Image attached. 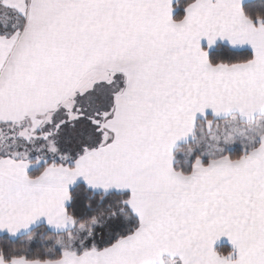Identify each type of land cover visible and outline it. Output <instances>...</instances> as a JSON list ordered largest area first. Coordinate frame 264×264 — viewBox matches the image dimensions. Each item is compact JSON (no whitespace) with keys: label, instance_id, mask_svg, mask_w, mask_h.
I'll return each instance as SVG.
<instances>
[{"label":"crops","instance_id":"0c3cea01","mask_svg":"<svg viewBox=\"0 0 264 264\" xmlns=\"http://www.w3.org/2000/svg\"><path fill=\"white\" fill-rule=\"evenodd\" d=\"M179 1L0 0L11 32L0 35V126L52 117L92 91L79 93L86 83L115 90L101 145L72 167L30 179L39 162L0 158V237L41 226L70 234L78 185L126 194L136 221L132 235L103 251L0 264H264V22L244 14L259 0H195L176 22ZM217 46L248 51L252 61L213 67ZM207 117L241 120L254 140L241 159L222 154L184 176L174 153ZM221 246L233 260L216 253Z\"/></svg>","mask_w":264,"mask_h":264},{"label":"trees","instance_id":"16d2710c","mask_svg":"<svg viewBox=\"0 0 264 264\" xmlns=\"http://www.w3.org/2000/svg\"><path fill=\"white\" fill-rule=\"evenodd\" d=\"M194 1L180 0L177 2L173 7L174 21L180 22L184 17L185 10ZM244 14L250 21L264 22V0L246 4L244 6ZM4 31L6 30H0V35L10 37L11 32ZM208 61L213 67H230L251 62L252 55L248 51H233L225 46H217L209 52ZM112 95L110 86L100 85L85 94V96L77 97L75 103L81 117L75 122L65 123L52 140L64 161L59 160V157L48 159L45 164L39 165V167L30 171L28 175L30 179L37 178L47 167L52 165L72 167V164L83 155L85 150H94L101 145V134L92 121L97 120V117L101 114L110 113L113 102ZM212 121L217 122L220 120H213L207 117L198 121L194 139L178 148L174 153V168L178 173L189 176L198 162L200 165L205 166L210 161L208 158L202 159L200 157L195 141L199 139L200 129L205 128L206 122ZM75 131L79 135H73ZM90 133L94 135L92 143L87 139ZM244 155L240 149L235 148L225 151L222 157L230 161H237ZM117 203L124 208V211L131 219L130 229L125 231L122 222H114L108 226L101 227L94 231L92 236L82 246H76L74 254L80 255L90 251H103L112 247L119 240L134 233L136 221L128 208L126 194L94 193L88 191L82 185H78L70 191V203L67 208V214L74 221L76 228L80 226L88 227L99 221L107 213L111 212L113 205ZM68 235L69 233L54 234L41 226L19 238L2 236L0 237V259L5 263H10L14 260L39 263L59 261L65 253H70L66 247ZM216 253L231 260L235 257L234 253L225 246L219 247Z\"/></svg>","mask_w":264,"mask_h":264},{"label":"rangeland","instance_id":"374dc122","mask_svg":"<svg viewBox=\"0 0 264 264\" xmlns=\"http://www.w3.org/2000/svg\"><path fill=\"white\" fill-rule=\"evenodd\" d=\"M7 15V12L0 9V30H6L4 32L9 31L7 28L10 27L7 25L8 19L7 21L5 20ZM119 83L120 80L117 78L114 87H118ZM93 85L91 82L86 83L83 86L84 88L79 89V93L98 87V85ZM114 92L115 90H112V93ZM82 94L74 95V98L67 105L68 107L65 106L64 109L57 111L52 117L22 125L0 126V158L11 157L26 159L28 161L36 160L40 165L45 164L48 159H55L56 157L64 161V158L60 156L61 154L56 149L52 140L65 123L75 122L81 117L79 109L76 108L75 101L77 97H83L87 93ZM105 117H107V114H101L97 117V120L92 121L100 134V125ZM204 127L200 129L199 139L195 141L197 152L202 159H212L222 154L224 155L229 147L231 149L244 150L254 140L250 138L252 129L241 120L206 122ZM77 134L78 132L76 131L73 133L76 136ZM88 136L87 139L92 143L94 135L90 133ZM114 222H122L125 231H128L132 224L131 219L124 211V208L119 206V203L114 204L111 212L107 213L99 221L88 227H77L76 230L71 232L67 237V250L70 253L75 252V247L82 246L92 236L94 231Z\"/></svg>","mask_w":264,"mask_h":264}]
</instances>
